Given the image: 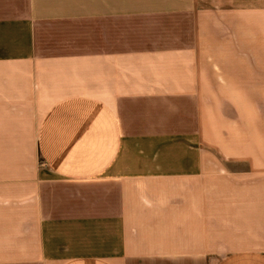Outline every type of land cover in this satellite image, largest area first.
Here are the masks:
<instances>
[{
  "label": "crops",
  "instance_id": "1",
  "mask_svg": "<svg viewBox=\"0 0 264 264\" xmlns=\"http://www.w3.org/2000/svg\"><path fill=\"white\" fill-rule=\"evenodd\" d=\"M203 4L0 0V264H264V123Z\"/></svg>",
  "mask_w": 264,
  "mask_h": 264
},
{
  "label": "rangeland",
  "instance_id": "2",
  "mask_svg": "<svg viewBox=\"0 0 264 264\" xmlns=\"http://www.w3.org/2000/svg\"><path fill=\"white\" fill-rule=\"evenodd\" d=\"M203 3L215 13L214 17H219L215 18L220 31L215 33V44L223 48L224 54H216V61L217 68L220 60L223 62L225 71H217L218 79L224 74L233 78L234 83L244 82L217 88L220 96L240 98L239 104L227 101L221 105L231 107L240 120L244 105L241 99L245 98L247 130L251 132L248 137L256 147L260 140L259 128L264 123V0H203ZM222 32L228 37L220 39Z\"/></svg>",
  "mask_w": 264,
  "mask_h": 264
}]
</instances>
